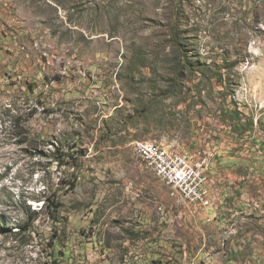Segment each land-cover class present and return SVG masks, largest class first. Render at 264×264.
Segmentation results:
<instances>
[{
	"label": "rangeland",
	"instance_id": "1",
	"mask_svg": "<svg viewBox=\"0 0 264 264\" xmlns=\"http://www.w3.org/2000/svg\"><path fill=\"white\" fill-rule=\"evenodd\" d=\"M0 226V264H264V0H0Z\"/></svg>",
	"mask_w": 264,
	"mask_h": 264
},
{
	"label": "built area",
	"instance_id": "2",
	"mask_svg": "<svg viewBox=\"0 0 264 264\" xmlns=\"http://www.w3.org/2000/svg\"><path fill=\"white\" fill-rule=\"evenodd\" d=\"M135 157L156 177L193 205L208 208L206 177L199 163H194L188 151L172 149L155 140H137L132 146Z\"/></svg>",
	"mask_w": 264,
	"mask_h": 264
},
{
	"label": "crops",
	"instance_id": "3",
	"mask_svg": "<svg viewBox=\"0 0 264 264\" xmlns=\"http://www.w3.org/2000/svg\"><path fill=\"white\" fill-rule=\"evenodd\" d=\"M132 152H133V149H132ZM145 168V167H144ZM146 169V168H145ZM148 170V169H146ZM148 172L151 173V175H153L155 178L158 179V181H160V185H161V199H166V200H171L173 202H176L177 203H187V204H190V205H193L192 203H190L189 201H187L185 198H183L180 194L176 193L175 195H172L171 194V187L169 185H167L164 181H162L161 179H159L158 177H156L151 171L148 170ZM157 182V181H156ZM158 183V182H157ZM159 184V183H158ZM157 196L160 198V196L157 194ZM193 206H196V205H193ZM209 208H201V210H208ZM166 228V226H165Z\"/></svg>",
	"mask_w": 264,
	"mask_h": 264
},
{
	"label": "trees",
	"instance_id": "4",
	"mask_svg": "<svg viewBox=\"0 0 264 264\" xmlns=\"http://www.w3.org/2000/svg\"><path fill=\"white\" fill-rule=\"evenodd\" d=\"M184 54H185V56H186V53H184ZM185 58H186V57H185ZM186 60L189 61V59H187V58H186ZM223 68L229 70L228 68H230V67L227 66V64H226L225 66H223ZM177 91H180V87H178V86H177V83H175V84L173 85V87H172V92H177ZM71 185H72V188H73L75 184L72 183ZM43 207H49V209L51 210L50 213H52V214H53L52 216L54 217L55 211H56V210L58 209V207H59V203L56 202V201H54V200H51V202H50V206H49L46 202H43V203L41 204V207H40L39 210H41ZM39 210H38V211H39ZM36 212H37V211H35L34 213H36ZM32 218H33V217H32ZM31 222H32V219L30 220V222L25 223V225H22V228H23L22 230L24 231V230L28 229V227L30 226ZM0 232H1V233L7 232V227H2V226H0Z\"/></svg>",
	"mask_w": 264,
	"mask_h": 264
}]
</instances>
